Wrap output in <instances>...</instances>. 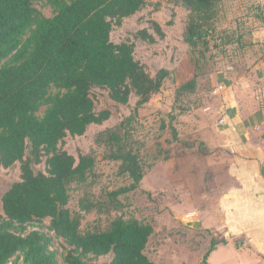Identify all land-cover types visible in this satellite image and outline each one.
<instances>
[{
	"label": "trees",
	"instance_id": "1",
	"mask_svg": "<svg viewBox=\"0 0 264 264\" xmlns=\"http://www.w3.org/2000/svg\"><path fill=\"white\" fill-rule=\"evenodd\" d=\"M221 0H169L188 12L183 38L197 57L217 47L216 21ZM54 14L45 16L34 0H0V168L20 164V181L3 195L0 214V264H156L146 250L154 227L134 217L112 220L104 229L84 232V213L97 206L88 198L80 211L70 208L74 185L95 176L96 157L66 149L68 137L84 136L91 125L109 121L112 112L98 111L94 90L108 92L112 101L129 106L133 113L117 127L99 135L97 144L106 149L105 159L120 164V174L130 184L108 193V206L125 207L120 200L137 191L147 174L142 145L133 134L140 110L161 92L168 69L152 75L135 56L131 39L116 44L112 33L128 18L148 6L146 0H50ZM176 17L172 11L174 24ZM149 28L133 34L149 45L166 38L154 19ZM199 74L176 93L180 99L196 93ZM183 109L182 113L189 111ZM174 141L186 149L198 143L182 142L169 115ZM164 129L167 125L164 124ZM198 150L207 153L203 142ZM44 164L45 172L35 166ZM218 243L214 240L204 257Z\"/></svg>",
	"mask_w": 264,
	"mask_h": 264
},
{
	"label": "rangeland",
	"instance_id": "2",
	"mask_svg": "<svg viewBox=\"0 0 264 264\" xmlns=\"http://www.w3.org/2000/svg\"><path fill=\"white\" fill-rule=\"evenodd\" d=\"M34 1L35 7L45 16H53L50 0ZM146 1L160 3V10L148 6L136 16L126 19L112 33V40L116 44L128 39L135 42L136 58L147 65L152 75L161 69L171 71L161 92L140 110L133 126V134L142 145L146 177L137 191L120 198L125 206L123 209L109 208L108 193L129 185L130 179L120 174L118 162L105 159L106 149L97 144V139L100 134L117 127L133 113L137 98L133 97L129 106H122L112 101L108 92L96 89L92 93L96 109H108L112 117L102 125H91L84 136L68 137L66 140L65 149L77 159L80 154H93L97 161L95 176L84 185L72 187L70 208L80 211V201L84 198L97 206L91 212L84 213V232L104 229L112 220L121 216L127 219L134 217L151 224L155 232L150 238L146 254L156 264H204L212 240L218 244L223 241L215 238L213 229H207L202 224L205 177L202 165H206V179L210 180L209 169L213 170L214 164L213 157L202 156L198 150L202 142V127L220 124L222 118L214 109L218 104V96L214 94L219 85L218 75L222 71H229L230 67L243 65L242 60H245L247 53L242 55L239 52L243 51L242 45H245L247 39L242 33L247 28L254 29L259 22L254 14H247L243 9L256 6L261 8L264 0H221L217 8V47L207 52V58L200 63H197L196 55L183 38L188 12L182 7H175L169 0ZM173 10L176 17L170 26L168 23L172 20ZM151 19L163 27L166 38L154 45L135 41L133 34L149 28L148 22ZM196 73L200 75L196 93L177 99L179 87ZM186 108L190 110L182 113ZM171 113L176 117L173 125L179 139L189 143L196 141L198 144L194 149H186L174 141L168 126ZM164 124L167 125L166 129L162 128ZM34 169L45 172L46 167L42 164ZM20 175V164L12 169L0 168V214H3V195L14 183L20 181ZM222 253L215 255L213 264H230V249ZM242 258L244 264L254 263L253 257ZM106 261L102 259L97 263L104 264Z\"/></svg>",
	"mask_w": 264,
	"mask_h": 264
},
{
	"label": "crops",
	"instance_id": "3",
	"mask_svg": "<svg viewBox=\"0 0 264 264\" xmlns=\"http://www.w3.org/2000/svg\"><path fill=\"white\" fill-rule=\"evenodd\" d=\"M243 11L259 22L242 33L247 39L239 52L247 53L243 65L218 75L224 89L214 93V109L225 123L202 127L208 149L202 156L214 159L210 180L202 165V224L223 241L210 255V264L229 249L230 264H244L242 256L264 264V3Z\"/></svg>",
	"mask_w": 264,
	"mask_h": 264
},
{
	"label": "built area",
	"instance_id": "4",
	"mask_svg": "<svg viewBox=\"0 0 264 264\" xmlns=\"http://www.w3.org/2000/svg\"><path fill=\"white\" fill-rule=\"evenodd\" d=\"M224 89V85L217 86L215 93L221 92ZM225 123V119L220 120V125H223Z\"/></svg>",
	"mask_w": 264,
	"mask_h": 264
}]
</instances>
